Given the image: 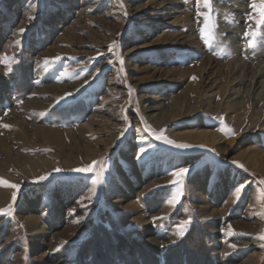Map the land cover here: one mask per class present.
Instances as JSON below:
<instances>
[{"label": "rangeland", "instance_id": "rangeland-1", "mask_svg": "<svg viewBox=\"0 0 264 264\" xmlns=\"http://www.w3.org/2000/svg\"><path fill=\"white\" fill-rule=\"evenodd\" d=\"M254 2L0 0V264H264Z\"/></svg>", "mask_w": 264, "mask_h": 264}, {"label": "snow or ice", "instance_id": "snow-or-ice-1", "mask_svg": "<svg viewBox=\"0 0 264 264\" xmlns=\"http://www.w3.org/2000/svg\"><path fill=\"white\" fill-rule=\"evenodd\" d=\"M197 3L199 4L200 3V0H197ZM203 3H204V6L205 7H209V0H203ZM253 9H256L258 11L261 12L262 15H264V0H260L259 4L257 3H252L250 5ZM205 19V26L207 27L208 25V22L210 21V15H207L204 17ZM21 34H23V32L25 31V29H20L19 30ZM253 35H255V33H253ZM21 41H17V44H20ZM116 47L115 44L109 46V51L111 52L112 49ZM58 59V57H57ZM47 63V61H46ZM108 63H112L111 60L108 61ZM120 63H123V61L121 60ZM192 79H196V77H192ZM72 95L71 93H68L66 94V96H70ZM65 97H62L61 99H64ZM3 127L7 128L9 127V125H3ZM163 129L161 130V134H156L155 132L152 133V135L155 137V139L157 140H160L162 141L163 143H165L166 145H169L171 147H174L178 150H187L191 147H193L192 145H189V144H185V143H176L174 142L173 140L167 138L165 135H163ZM220 131L222 132H225L227 131L228 133H231L234 135V133H232L231 129H220ZM199 147H203V145H200ZM145 153V149L144 148H139L138 152H137V159H142V154ZM97 163H100L98 161H93L91 164H89L87 167H80V168H74L72 169L71 171L75 172V173H83V174H91L94 172V166L97 164ZM233 164L237 165L238 167H243L242 165H240L237 161H233L232 162ZM53 171L55 172H60L62 171L61 169L57 168V169H54ZM191 172L190 168L188 167H184V166H179L176 170H173L171 172V176L173 177V179L170 181V183H173V184H177V185H182L185 177L187 175H189ZM48 179V176H40L39 177V180L40 181H45ZM102 180H97L95 178H93L92 180V183L95 184V185H98L99 183H101ZM0 184H4V185H7L8 187H11V188H18V185L16 184H10L8 181L6 180H3L2 178H0ZM244 188V185H240L238 186L236 189H235V192L236 193H240ZM95 191L93 192V196L95 195ZM183 193L181 192L180 195H182ZM16 200V193L13 192L12 194V201L15 202ZM176 200L178 202L179 200V196L176 197ZM11 211H12V205L10 204L8 206L7 209H0V216H8L11 214ZM191 224V219H188V220H184L182 221L179 225H177V228L178 229H181V231L179 232V234L182 236L184 235V231L183 229L185 228V226H188ZM229 231L231 232V226H229ZM261 239H264V237H261ZM163 247V245H162ZM230 247H233L235 248V245H230Z\"/></svg>", "mask_w": 264, "mask_h": 264}, {"label": "bare ground", "instance_id": "bare-ground-1", "mask_svg": "<svg viewBox=\"0 0 264 264\" xmlns=\"http://www.w3.org/2000/svg\"><path fill=\"white\" fill-rule=\"evenodd\" d=\"M262 72V71H261ZM260 74H262V73H260ZM259 75V73H257V71H252V77H253V79L254 80H256V78H257V76ZM35 131H36V133H40L42 136H43V138L44 139H47V140H51V139H54V138H58V133H56V132H54L51 128H42V127H36L35 129H34ZM208 137H209V139L212 141V142H216L217 140H218V136H214V135H212V134H206ZM2 142H3V144H2V147L1 148H3V151H4V148H5V145H4V140H2ZM78 147V146H77ZM78 148H80V147H78ZM98 154V153H97ZM43 161V160H42ZM1 165H0V172L1 171H3L4 170V168H6L7 167V163L6 162H2V163H0ZM41 164H44V162L42 163V162H40L39 164H34L33 165V169L34 168H39L40 166H41ZM9 177V176H8ZM5 195H6V192L5 191H1L0 190V200L2 199V198H4L5 197ZM31 219V218H30ZM31 222V221H30Z\"/></svg>", "mask_w": 264, "mask_h": 264}]
</instances>
